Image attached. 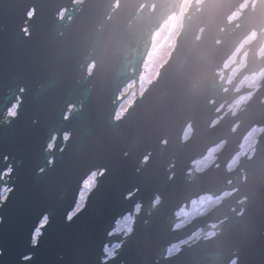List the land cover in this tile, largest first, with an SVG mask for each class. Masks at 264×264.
I'll return each instance as SVG.
<instances>
[{
    "label": "water",
    "instance_id": "water-1",
    "mask_svg": "<svg viewBox=\"0 0 264 264\" xmlns=\"http://www.w3.org/2000/svg\"><path fill=\"white\" fill-rule=\"evenodd\" d=\"M243 1L191 4L170 60L116 122L128 98L119 95L140 86L151 37L174 0H0V189L10 190L0 197V264H264V89L237 117L225 115L245 93L234 91L255 72L257 49L226 93L227 77L215 80L249 32L261 30L264 0L237 30L227 24ZM80 102L83 110L64 120L68 104ZM256 128L263 132L255 153L229 166ZM223 143L210 169L197 168ZM96 173V188L69 220ZM228 193L177 227L192 201ZM138 206L132 230H115Z\"/></svg>",
    "mask_w": 264,
    "mask_h": 264
},
{
    "label": "flooded vegetation",
    "instance_id": "flooded-vegetation-1",
    "mask_svg": "<svg viewBox=\"0 0 264 264\" xmlns=\"http://www.w3.org/2000/svg\"><path fill=\"white\" fill-rule=\"evenodd\" d=\"M205 1L206 0H203V1H199V0H174V3H175L174 6H176L174 11L171 13V15L167 14L166 20L163 22V24L161 25L159 30L153 35V37H151L152 38V44H151L150 50L148 52V55L146 57V60H145V62L143 64V69H142V73L140 75V80H138L139 82H141V80L143 78V75L146 72L145 67H146V64H147V61H148L149 57L152 54H154V53L157 54L159 52L164 51L162 47L169 41L171 42V46H170L169 49H172V53L170 55V58H171V56H172V54L174 52V49L176 47L177 40H178L179 35L181 33L182 27H183L182 26L183 25V21L186 18V15H188V13H189V11L191 9V4H193L195 2L196 3L195 5H197L198 10H200L201 5ZM259 1L260 0H245V1H243V4L241 6H239L236 9V11L233 12V15L228 19V23L227 24H229V25L233 24L235 26V30H237L240 27V20L243 17V15L245 14V12H249V15L252 16L254 14V12L257 11V7L259 5ZM79 2L83 4L85 2V0H81ZM117 7L118 6L116 5L113 8V10L111 11L110 15L114 14V12H115ZM178 7H179V12L176 11V9ZM154 10H155V7L152 6L150 11L153 12ZM258 25L261 26V30L258 31L257 29L253 28L249 32V34L241 41L240 45L238 46L236 51L233 53V55L225 62V64L220 69L216 70V72H215V80H216L217 83H221L224 80V78L227 77L226 89L222 92V94H224V93H226L229 90V88L231 86L235 85L237 79L246 70V67L248 66L247 64L249 63L250 55L255 51V49H257L256 52H255V54H256L255 60L256 61H255L254 66H253V69H254L255 72L253 74L246 75L241 80V82L237 85V87H236V89L234 91V94H239V93H242V92H245V93L242 96H240L226 110V114L225 115H227L228 113H231L232 117H237L240 114V112L242 110H244L245 106L248 105V103L255 98V95H257L260 91H262L264 89V17H262L261 22L258 23ZM164 28L168 29V31L170 32V36L163 43L162 47H158V46H156V44L158 42L159 35L164 30ZM235 30H233V32ZM223 31H224V29H223ZM147 37H148V33L145 34V36H144V38L142 40V44H141L142 46H144L146 44ZM218 44H221V41H218ZM170 58H169V60H170ZM168 61L166 62V64L168 63ZM165 65L162 67V69L165 67ZM95 70H96V63H92L91 65H89L87 67V76L88 77L92 76L93 73L95 72ZM248 82H249V84H248ZM249 85H251V86H249ZM124 91H122V92L124 93ZM120 97H121V95H119V98H118L119 100H120ZM242 98H246V102H245L244 106H242L243 108L239 112H237L236 114H234L232 112H228L229 109L232 108V107L234 108L235 104L239 100H241ZM262 104H264V99L262 101ZM222 107L217 111V113H220L222 111V109H223ZM220 120L221 119L217 120L213 124V127L218 125ZM116 122H118V121H116ZM237 128H238V126H236L234 128V130H237ZM256 129H259V128H256ZM189 130H190V133H191V128H189L188 131ZM188 131H187V133H188ZM185 137H186V135H185ZM244 140H243V142H242V144L240 146L239 153L242 150L241 148L243 147ZM257 143H258V141H257ZM255 147H256V145H255ZM239 153H238V155H239ZM254 153H255V148H254ZM247 159H250V158H247ZM228 171H229V169H228ZM226 195L229 196L230 193L225 194L224 196H226ZM192 208H193V206L191 204V208H190L189 211H191ZM210 211H212V210H210ZM177 217H179V215Z\"/></svg>",
    "mask_w": 264,
    "mask_h": 264
},
{
    "label": "rangeland",
    "instance_id": "rangeland-1",
    "mask_svg": "<svg viewBox=\"0 0 264 264\" xmlns=\"http://www.w3.org/2000/svg\"><path fill=\"white\" fill-rule=\"evenodd\" d=\"M79 1H81V0H79ZM199 1H203V0H199ZM169 36H170V32L168 31L167 28H164V30L159 35V39H158L156 46L162 47L163 43L167 40V38ZM170 46H171V42L169 41L162 47L164 51L159 52L157 54L154 53L149 57L147 64H146V67L149 66V68L147 69L148 71L145 72V74L143 75V78L141 80L142 92L144 90H147L153 81H156L155 79L158 78V75H159L162 67L165 65L167 60H169L170 55L172 53V49H169ZM248 84H249V82H248ZM134 98H135V96L132 95L127 101H125V104L123 105V111L122 112H124L126 110V108L129 107L133 103ZM245 102H246V98H242L241 100H239L235 104V107L230 108L229 111L234 110V114H236L237 112H239L243 108L242 106H244ZM262 131H263V129H254L245 138L243 147L241 148L242 149L241 152L239 153V155L234 159V161L229 166L238 165L239 161L241 160V156L251 154L250 148H252V153L254 154V147L257 144V141L259 139V136L262 134ZM189 134H191L190 130L186 134L185 140L189 139ZM52 146H54V143L52 144ZM223 147H224V144H222V145H220L214 149H211V151L207 154V156L204 159L196 162L197 168H209L210 169V166L214 165L215 162L217 161L216 156L221 152V149H223ZM193 170L195 171V167H193ZM97 176L98 175L95 174L86 182V184L83 188V191L81 193L79 204H78L76 210L74 211V213L71 215V217H74L77 214V211L79 210V208H81L87 202L88 192H91L96 188L97 180H98ZM0 191H1L0 197L2 196V202H3V200L7 199V196L9 194L10 190L8 187H4V188L0 189ZM227 196L228 195H226L222 198L216 199V200L212 199L210 197L202 198L201 201L196 202L193 205V208L191 211L182 210V212L179 213V215H184L185 220L183 222H180L177 226L179 227L181 225L182 226L186 225L191 218L206 215L210 211V209L212 210L213 208L217 207L218 203L222 202L225 198H227ZM45 222H47V221H45ZM131 222H132V220H129V218H126L125 220H123L119 224L118 230H131V227H130L132 224ZM214 235H216L215 232L208 233V238L213 237ZM195 236H197V235H195ZM39 237H40V231H37V233L35 234V242L38 241ZM186 243L187 242L172 246L169 250V253L171 251L172 252L178 251L179 248H181L182 245L183 246L186 245ZM118 248H119L118 245H114L112 248H109L108 250L106 249L107 255H108V253H111V254L115 253V251Z\"/></svg>",
    "mask_w": 264,
    "mask_h": 264
},
{
    "label": "snow or ice",
    "instance_id": "snow-or-ice-1",
    "mask_svg": "<svg viewBox=\"0 0 264 264\" xmlns=\"http://www.w3.org/2000/svg\"><path fill=\"white\" fill-rule=\"evenodd\" d=\"M35 12H36V9H35V8H31V9L28 11V13H27V18H28L29 20H31L32 17L35 15ZM60 18H62V16H61ZM22 31L24 32V34H25L26 36H30V35H31V33L29 32V29H28L27 27H24V28L22 29ZM23 91H24V89H21V92H23ZM82 105H83L82 102H80V103H69L68 106H67L66 113H65L63 119H64V120H69V119H70V117H69V113H70L73 109H77V108H79V109L83 110ZM13 115H15V114H13ZM114 120H115V121H119V120H120V117H119V116H116V117H114ZM62 138H63L64 141H67V140L69 139V136H68L67 134H65ZM161 143H162V144H167V140H161ZM125 155H128V153H125ZM150 159H151V153L146 154V155L143 157L142 161H141V165H146V164L149 162ZM174 167H175L174 164L170 165V168H174ZM106 171H107L106 169H103V170H101V173H100V174L103 175ZM170 178H174V176H172V177H170ZM135 191L138 192L139 189H136ZM126 198H130V196H129V197H126ZM159 202H160L159 199H157V200H156V203L158 204ZM192 203H195V201H192ZM71 219H72V217L70 216V217H69V220H71ZM177 227H178V226H177ZM34 243H35V242H34ZM171 254H172V251L169 253V255H171ZM108 255H112V254H111V253H108ZM233 264H235V262H233Z\"/></svg>",
    "mask_w": 264,
    "mask_h": 264
},
{
    "label": "built area",
    "instance_id": "built-area-1",
    "mask_svg": "<svg viewBox=\"0 0 264 264\" xmlns=\"http://www.w3.org/2000/svg\"><path fill=\"white\" fill-rule=\"evenodd\" d=\"M134 84H137L138 85V83H136V82H133ZM131 87H132V84H130L126 89H125V91H124V93H122V95H121V98L122 97H124L126 94H128V98L127 99H121V101H122V104H121V106H120V108H119V110H118V116L119 117H122V116H124V115H126L127 114V109H128V107L126 108V110L124 111V112H122L123 111V105L125 104V101H127L132 95H134L135 96V98H134V100L137 98V96H138V91L139 90H141V82H140V86L139 87H136V88H133V89H131ZM150 87V86H149ZM149 89V88H148ZM147 89V90H148ZM131 91V92H130ZM147 91L146 90H144L143 92L141 91V96H144V94L146 93ZM16 108H17V105L15 106V107H13V109L10 111V113L11 114H16ZM97 174V173H96ZM95 175V174H94ZM93 175V176H94ZM98 175V174H97ZM97 179H98V177H97ZM207 197H210V198H212L213 199V197H211V196H206V198ZM203 198H205V197H203ZM202 199V198H201ZM201 199L200 200H198V201H195V203L196 202H199V201H201ZM216 200V199H215ZM195 203H192V206L195 204ZM183 210H185V209H183ZM138 211H140V207L138 206V208H136V211H135V213L133 214V215H129V217L127 216L126 218H129V220H132V224H131V230H132V228H133V225H134V222H135V219H136V216L138 215ZM125 218V219H126ZM125 219H123V220H125ZM123 220H120L117 224H116V228H115V230H118V227H119V224L123 221ZM210 238V237H209ZM114 245H118L119 246V248L118 249H120V247H121V245L120 244H118V243H116V244H114ZM113 245V246H114ZM112 246V247H113ZM111 247V248H112ZM107 250L109 249V247H107L106 248ZM118 249L115 251V252H117L118 251ZM106 256H108L107 255V253H106Z\"/></svg>",
    "mask_w": 264,
    "mask_h": 264
},
{
    "label": "bare ground",
    "instance_id": "bare-ground-1",
    "mask_svg": "<svg viewBox=\"0 0 264 264\" xmlns=\"http://www.w3.org/2000/svg\"><path fill=\"white\" fill-rule=\"evenodd\" d=\"M216 229V228H215ZM213 232H215V231H213ZM215 236V235H214Z\"/></svg>",
    "mask_w": 264,
    "mask_h": 264
}]
</instances>
